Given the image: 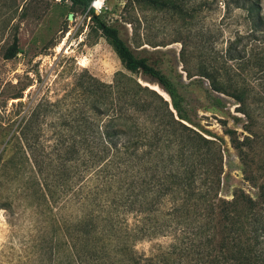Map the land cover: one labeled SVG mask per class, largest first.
<instances>
[{
    "label": "rangeland",
    "instance_id": "rangeland-1",
    "mask_svg": "<svg viewBox=\"0 0 264 264\" xmlns=\"http://www.w3.org/2000/svg\"><path fill=\"white\" fill-rule=\"evenodd\" d=\"M99 15L120 26L138 57L171 79L188 103L191 121L186 125L222 151L220 197L231 200L244 192L256 201L255 213L264 220L259 195L264 184V0H105ZM16 37L19 53L5 60L3 54ZM152 82L126 70L95 27L90 9L57 0H0V264L60 260L46 235L48 201L40 180L26 173L19 159L18 132L26 119L42 108L35 126L48 151L58 143L80 144L82 131L94 128L96 101L103 104V128L113 101L122 120L138 124L139 139L162 128L164 137L145 159V169L126 168L131 188L138 178L150 181L151 165H164L176 155L164 138L176 128L168 110L177 118L178 112L167 92ZM237 141L245 142L244 153L235 148ZM246 171L255 177L253 183ZM116 189L111 184L108 192L114 195ZM171 203L165 200L159 208L156 235L136 246L154 264H178L171 247L193 232V227L179 236L183 233L175 227L161 231L158 222L167 219L163 214ZM221 228L217 224L219 238ZM250 246L264 264V240Z\"/></svg>",
    "mask_w": 264,
    "mask_h": 264
},
{
    "label": "trees",
    "instance_id": "trees-1",
    "mask_svg": "<svg viewBox=\"0 0 264 264\" xmlns=\"http://www.w3.org/2000/svg\"><path fill=\"white\" fill-rule=\"evenodd\" d=\"M61 1H69L72 8L90 9L95 27L114 47L126 70L161 86L172 98L178 118L168 110L176 128L164 138L175 146L176 155L164 165H151L150 181L138 178L131 188L127 187L126 168L145 169V159L164 137L162 128L139 139L138 124L122 120L115 101L103 128L99 121L103 104L96 101L92 107L94 128L82 131L80 144L58 143L48 151L35 126L43 116L42 108L26 119L18 132L22 144L19 159L23 170L34 173L44 190L48 201L44 227L56 245L59 264H154L136 246L156 235V215L165 200L172 203L163 214L167 219L158 222L161 231L175 227V232L183 233L179 236L193 227L191 238L178 237V246L171 247L170 254L177 256L178 264H262L250 246L252 241L264 240V220L255 213L256 201L242 191L231 200L220 197L224 156L215 141L186 125L191 121L186 114L189 107L179 88L147 58L138 57L120 26L107 24L90 8L93 0ZM18 53L16 37L3 57L11 60ZM18 98L22 97H14ZM244 147L245 142L235 144L241 153ZM246 175L253 183L255 177L249 171ZM111 184L117 187L114 195L108 192ZM259 190L264 203V184ZM217 224L222 227L221 238Z\"/></svg>",
    "mask_w": 264,
    "mask_h": 264
},
{
    "label": "built area",
    "instance_id": "built-area-1",
    "mask_svg": "<svg viewBox=\"0 0 264 264\" xmlns=\"http://www.w3.org/2000/svg\"><path fill=\"white\" fill-rule=\"evenodd\" d=\"M58 2H62L61 0H57ZM99 0H93L91 3L90 8L94 9L96 14H99L100 12H102L103 7L105 5V0L102 1V3H98ZM69 2V1H66Z\"/></svg>",
    "mask_w": 264,
    "mask_h": 264
},
{
    "label": "water",
    "instance_id": "water-1",
    "mask_svg": "<svg viewBox=\"0 0 264 264\" xmlns=\"http://www.w3.org/2000/svg\"><path fill=\"white\" fill-rule=\"evenodd\" d=\"M69 19L70 20L73 19V15L72 14L69 15Z\"/></svg>",
    "mask_w": 264,
    "mask_h": 264
},
{
    "label": "bare ground",
    "instance_id": "bare-ground-1",
    "mask_svg": "<svg viewBox=\"0 0 264 264\" xmlns=\"http://www.w3.org/2000/svg\"><path fill=\"white\" fill-rule=\"evenodd\" d=\"M103 0H99L98 3H102Z\"/></svg>",
    "mask_w": 264,
    "mask_h": 264
}]
</instances>
